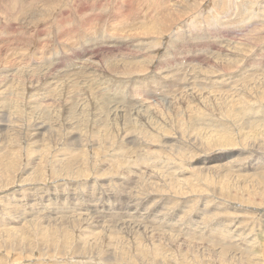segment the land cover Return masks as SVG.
<instances>
[{
  "label": "rangeland",
  "instance_id": "rangeland-1",
  "mask_svg": "<svg viewBox=\"0 0 264 264\" xmlns=\"http://www.w3.org/2000/svg\"><path fill=\"white\" fill-rule=\"evenodd\" d=\"M263 98L264 0H0V264H264Z\"/></svg>",
  "mask_w": 264,
  "mask_h": 264
},
{
  "label": "bare ground",
  "instance_id": "bare-ground-1",
  "mask_svg": "<svg viewBox=\"0 0 264 264\" xmlns=\"http://www.w3.org/2000/svg\"><path fill=\"white\" fill-rule=\"evenodd\" d=\"M18 4V3H17ZM80 13V12H79ZM86 13H87V10H86ZM115 13V12H114ZM116 13H117V11H116ZM127 13V12H126ZM87 15V14H86ZM86 18V17H85ZM84 18V19H85ZM98 19V18H97ZM61 20V19H60ZM116 22V21H115ZM113 23V22H112ZM115 24V23H114ZM87 26H88V24H87ZM115 26V25H114ZM138 26V25H137ZM90 27V26H89ZM112 27V26H111ZM75 28V27H74ZM84 28V27H83ZM81 29V28H80ZM84 30V29H83ZM115 30V29H114ZM140 32V31H139ZM75 36V35H74ZM117 36V35H116ZM92 38V37H91ZM41 39V38H40ZM76 39V38H75ZM86 39V38H85ZM83 40V39H82ZM91 40V39H90ZM78 41V40H77ZM93 43V42H92ZM12 44V43H11ZM5 45V44H4ZM3 46V45H2ZM7 47V46H6ZM36 52V51H35ZM42 52V51H41ZM7 55V54H6ZM55 58V57H54ZM2 61V60H1ZM53 61V60H52ZM174 61V60H173ZM88 62V61H87ZM61 63V62H60ZM172 64V63H171ZM178 64V63H177ZM173 66V65H172ZM184 66V65H183ZM13 67V66H12ZM22 68V67H21ZM53 68V67H52ZM183 68V67H182ZM180 70V69H179ZM73 72V71H72ZM166 72V71H165ZM50 73V72H49ZM87 73V72H86ZM261 74V73H260ZM253 75V74H252ZM246 76V75H245ZM16 77V76H15ZM169 77V76H168ZM43 78V77H42ZM171 78V77H170ZM179 78V77H178ZM248 78V77H247ZM182 79V78H181ZM178 80V79H177ZM182 81V80H181ZM171 84V83H170ZM175 85H177V84H175ZM186 86V85H185ZM165 87V86H164ZM192 87V86H191ZM142 88V87H141ZM158 90V89H157ZM217 90V89H216ZM138 91H139V89H138ZM147 91V90H146ZM150 91V90H149ZM219 91V90H218ZM151 92V91H150ZM153 92V91H152ZM184 92V91H183ZM216 92V91H215ZM138 93V92H137ZM148 93V96L149 97H153V96H155V95H153V93H149V92H147ZM157 94V93H156ZM46 95V94H45ZM121 95V94H120ZM127 96V95H126ZM147 96V95H146ZM12 97V96H11ZM136 97V96H135ZM121 98V97H120ZM130 99V98H129ZM128 99V100H129ZM193 99H195V97L193 98ZM199 99V98H198ZM264 99V98H263ZM201 100V99H200ZM179 101V100H178ZM195 101V100H194ZM258 101V100H257ZM119 102V101H118ZM122 102V101H121ZM128 102V101H127ZM183 102V101H182ZM147 104V103H146ZM150 104V103H149ZM206 104V103H205ZM131 105V104H130ZM135 104H133V106H134ZM208 105V104H207ZM129 108H130V106H128ZM136 107V106H135ZM208 108V107H207ZM211 108H212V106H211ZM217 108V107H216ZM129 110V109H128ZM221 110V109H220ZM5 111V110H4ZM31 111V110H30ZM218 111H219V109H218ZM125 112V111H124ZM127 112V111H126ZM140 112V111H139ZM220 112V111H219ZM223 112V111H222ZM129 115V114H128ZM141 115V114H140ZM133 116V115H132ZM262 116V115H261ZM125 117H126V115H125ZM45 118V117H44ZM131 117H130V115H129V119H130ZM251 119V118H250ZM219 121V120H218ZM151 123V122H150ZM194 123V122H193ZM144 124H146V123H144ZM195 124V123H194ZM200 124V123H199ZM198 124V125H199ZM248 124H249V122H248ZM250 125V124H249ZM194 126V125H193ZM245 126L247 127V125L245 124ZM12 127V126H11ZM128 127V126H127ZM176 127V126H175ZM246 127H245V129H246ZM193 128H195V127H193ZM129 129V128H128ZM132 129V128H131ZM142 129V128H141ZM145 130V129H144ZM225 130V129H224ZM248 130H250V129H248ZM148 131V130H147ZM20 132V131H19ZM151 132V131H150ZM178 133V132H177ZM193 133V132H192ZM130 134V133H129ZM131 135V134H130ZM146 136V135H145ZM191 136V135H190ZM247 136V135H246ZM146 138V137H145ZM191 138H193V137H191ZM196 138V137H195ZM188 139V138H187ZM145 142V141H144ZM146 143V142H145ZM191 144V143H190ZM190 144H188V145H190ZM171 145V144H170ZM129 150V149H128ZM170 151V150H169ZM240 152V151H239ZM177 153H179V152H177ZM182 154V153H181ZM184 155V154H183ZM182 155V156H183ZM131 158V157H130ZM118 159V158H117ZM115 161V160H114ZM157 162V161H156ZM144 163V162H143ZM118 164V163H117ZM131 168H133V167H131ZM135 168V167H134ZM222 170V169H221ZM131 171V170H130ZM197 171V170H196ZM159 176V175H158ZM182 176V175H181ZM164 181V180H163ZM207 181V180H206ZM123 182V181H122ZM137 182V181H136ZM126 183V182H125ZM263 185V184H262ZM148 188V187H147ZM173 188V187H172ZM174 189V188H173ZM194 191V190H193ZM110 192V191H109ZM231 205V204H230ZM24 214V213H23ZM66 218V217H65ZM105 221V220H104ZM120 223V222H119ZM101 232V231H100ZM91 234V233H90ZM85 235V234H84ZM155 246V245H154ZM156 250H157V248H155ZM116 250V249H115ZM110 252V251H109ZM107 253V252H106ZM159 253V252H158ZM99 254V253H98ZM108 255V254H107ZM98 256V255H97ZM108 256H110V255H108Z\"/></svg>",
  "mask_w": 264,
  "mask_h": 264
}]
</instances>
